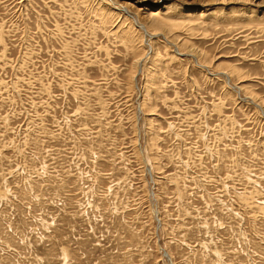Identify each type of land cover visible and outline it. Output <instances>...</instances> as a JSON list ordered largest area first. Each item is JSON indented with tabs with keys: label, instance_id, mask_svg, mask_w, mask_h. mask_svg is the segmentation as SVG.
Listing matches in <instances>:
<instances>
[{
	"label": "rangeland",
	"instance_id": "rangeland-1",
	"mask_svg": "<svg viewBox=\"0 0 264 264\" xmlns=\"http://www.w3.org/2000/svg\"><path fill=\"white\" fill-rule=\"evenodd\" d=\"M0 264H264V0H0Z\"/></svg>",
	"mask_w": 264,
	"mask_h": 264
},
{
	"label": "bare ground",
	"instance_id": "bare-ground-1",
	"mask_svg": "<svg viewBox=\"0 0 264 264\" xmlns=\"http://www.w3.org/2000/svg\"><path fill=\"white\" fill-rule=\"evenodd\" d=\"M222 1V0H221ZM138 26V25H137ZM139 27V26H138ZM142 27V26H141ZM143 30V29H142Z\"/></svg>",
	"mask_w": 264,
	"mask_h": 264
}]
</instances>
